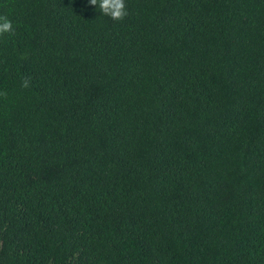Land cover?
I'll use <instances>...</instances> for the list:
<instances>
[{
	"label": "trees",
	"instance_id": "1",
	"mask_svg": "<svg viewBox=\"0 0 264 264\" xmlns=\"http://www.w3.org/2000/svg\"><path fill=\"white\" fill-rule=\"evenodd\" d=\"M125 4L0 0V264H264V0Z\"/></svg>",
	"mask_w": 264,
	"mask_h": 264
},
{
	"label": "clouds",
	"instance_id": "2",
	"mask_svg": "<svg viewBox=\"0 0 264 264\" xmlns=\"http://www.w3.org/2000/svg\"><path fill=\"white\" fill-rule=\"evenodd\" d=\"M89 4L98 7L99 12L112 21H122L127 15L125 0H89ZM14 33L12 22L7 16L0 15V36ZM23 58V57H22ZM30 79H24L21 82L22 88H28ZM0 96H7L6 92H0Z\"/></svg>",
	"mask_w": 264,
	"mask_h": 264
}]
</instances>
